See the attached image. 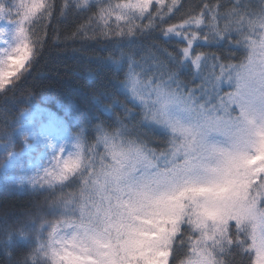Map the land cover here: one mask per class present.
<instances>
[{"label":"snow or ice","instance_id":"obj_1","mask_svg":"<svg viewBox=\"0 0 264 264\" xmlns=\"http://www.w3.org/2000/svg\"><path fill=\"white\" fill-rule=\"evenodd\" d=\"M70 7L65 40L113 42L124 100L103 154L41 178L76 185L54 219L0 209L4 264H264V0H0V111Z\"/></svg>","mask_w":264,"mask_h":264},{"label":"trees","instance_id":"obj_2","mask_svg":"<svg viewBox=\"0 0 264 264\" xmlns=\"http://www.w3.org/2000/svg\"><path fill=\"white\" fill-rule=\"evenodd\" d=\"M15 2L6 0L9 7H14ZM60 4L61 0H56L57 14ZM86 15L70 7L63 18L54 16L47 33L43 34L45 46L20 84L7 94V99L14 97V103L9 106V112L0 111V144L4 147L0 152V171L10 154L21 152L24 141L19 132L21 116L35 106L60 119L76 152L78 144L85 149L94 145L96 153L103 154V145L97 143L98 130L110 131L115 127L112 111L118 113V101L124 100L113 75L114 66L108 63L109 56L119 52L112 41L65 40ZM54 26L60 41L57 43H53ZM75 187L74 181H67L52 188L18 190L4 187L0 181V209L31 213L37 222L52 220L57 213L50 204L52 198L61 191L72 192ZM0 264H4L2 255Z\"/></svg>","mask_w":264,"mask_h":264},{"label":"rangeland","instance_id":"obj_3","mask_svg":"<svg viewBox=\"0 0 264 264\" xmlns=\"http://www.w3.org/2000/svg\"><path fill=\"white\" fill-rule=\"evenodd\" d=\"M15 27L0 24V52L8 49L14 41ZM19 132L24 136L20 153L8 156L0 171L1 185L24 190L45 189L41 180L53 169L58 159H74L76 151L69 144L63 123L40 107H32L21 116ZM4 150L0 144V152Z\"/></svg>","mask_w":264,"mask_h":264}]
</instances>
